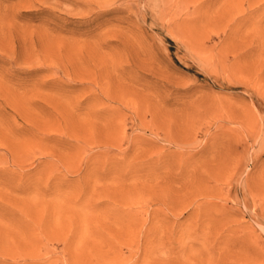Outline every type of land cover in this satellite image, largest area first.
<instances>
[{
  "label": "rangeland",
  "instance_id": "1",
  "mask_svg": "<svg viewBox=\"0 0 264 264\" xmlns=\"http://www.w3.org/2000/svg\"><path fill=\"white\" fill-rule=\"evenodd\" d=\"M0 264H264V0H0Z\"/></svg>",
  "mask_w": 264,
  "mask_h": 264
}]
</instances>
